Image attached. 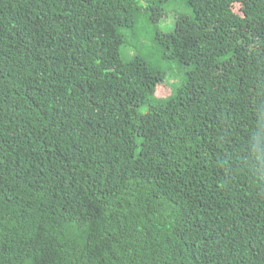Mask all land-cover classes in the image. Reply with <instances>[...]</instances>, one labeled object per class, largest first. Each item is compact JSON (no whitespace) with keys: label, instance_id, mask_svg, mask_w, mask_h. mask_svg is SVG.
Listing matches in <instances>:
<instances>
[{"label":"trees","instance_id":"obj_1","mask_svg":"<svg viewBox=\"0 0 264 264\" xmlns=\"http://www.w3.org/2000/svg\"><path fill=\"white\" fill-rule=\"evenodd\" d=\"M168 1L0 0V264H264V0Z\"/></svg>","mask_w":264,"mask_h":264},{"label":"rangeland","instance_id":"obj_2","mask_svg":"<svg viewBox=\"0 0 264 264\" xmlns=\"http://www.w3.org/2000/svg\"><path fill=\"white\" fill-rule=\"evenodd\" d=\"M165 15H162L158 19V27L160 31L166 32L170 28H172L176 21V16L180 14L190 15L191 10L187 6L185 0H169L165 6L164 11ZM185 78V73L183 75V79ZM180 76L176 69H171L166 77V84L171 87L175 88L179 83Z\"/></svg>","mask_w":264,"mask_h":264},{"label":"bare ground","instance_id":"obj_3","mask_svg":"<svg viewBox=\"0 0 264 264\" xmlns=\"http://www.w3.org/2000/svg\"><path fill=\"white\" fill-rule=\"evenodd\" d=\"M59 65V64H58Z\"/></svg>","mask_w":264,"mask_h":264},{"label":"clouds","instance_id":"obj_4","mask_svg":"<svg viewBox=\"0 0 264 264\" xmlns=\"http://www.w3.org/2000/svg\"><path fill=\"white\" fill-rule=\"evenodd\" d=\"M165 15V14H164Z\"/></svg>","mask_w":264,"mask_h":264}]
</instances>
